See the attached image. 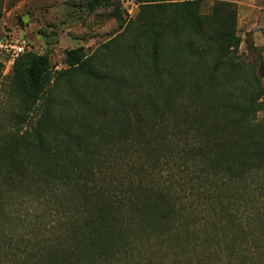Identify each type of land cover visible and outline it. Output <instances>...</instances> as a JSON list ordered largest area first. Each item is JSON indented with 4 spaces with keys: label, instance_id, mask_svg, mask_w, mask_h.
Returning <instances> with one entry per match:
<instances>
[{
    "label": "trees",
    "instance_id": "1",
    "mask_svg": "<svg viewBox=\"0 0 264 264\" xmlns=\"http://www.w3.org/2000/svg\"><path fill=\"white\" fill-rule=\"evenodd\" d=\"M135 1L174 17L58 72L49 54L12 65L0 264H264V92L223 60L239 40L198 0ZM33 196L61 218L9 217Z\"/></svg>",
    "mask_w": 264,
    "mask_h": 264
},
{
    "label": "rangeland",
    "instance_id": "2",
    "mask_svg": "<svg viewBox=\"0 0 264 264\" xmlns=\"http://www.w3.org/2000/svg\"><path fill=\"white\" fill-rule=\"evenodd\" d=\"M93 0H4L0 15V42H26L30 48L25 54H49L53 72L64 70L66 52L84 48L90 54L101 53L103 45L115 40L117 46L135 40L142 21L173 18L172 9L160 11L152 7L142 14L135 0H112L111 5L92 10ZM159 0L157 4L182 2ZM161 6V5H159ZM195 12L210 20L216 10L227 21L228 32L239 40L223 58L234 71L261 85L264 77L260 67L264 63V0H198ZM123 23L120 27L119 20ZM210 21H205L208 29ZM126 32L122 38L121 34ZM189 30L185 31L187 35ZM121 37V38H120ZM167 42L173 37L168 34ZM144 42V41H142ZM141 42V43H142ZM24 54V55H25ZM23 55V56H24ZM10 57L0 53V132L8 128L9 116L18 110V100L10 93L12 66ZM255 87V86H254ZM5 128V129H6ZM36 196L14 205L10 218H61L47 207L35 202ZM43 207V208H42ZM9 212V210H6Z\"/></svg>",
    "mask_w": 264,
    "mask_h": 264
},
{
    "label": "built area",
    "instance_id": "3",
    "mask_svg": "<svg viewBox=\"0 0 264 264\" xmlns=\"http://www.w3.org/2000/svg\"><path fill=\"white\" fill-rule=\"evenodd\" d=\"M29 49L26 42H0V53L5 52L10 57L9 63L11 66Z\"/></svg>",
    "mask_w": 264,
    "mask_h": 264
}]
</instances>
